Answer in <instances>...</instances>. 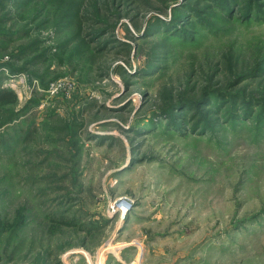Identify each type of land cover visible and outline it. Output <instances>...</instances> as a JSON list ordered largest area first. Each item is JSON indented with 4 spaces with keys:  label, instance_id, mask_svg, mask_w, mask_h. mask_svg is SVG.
Wrapping results in <instances>:
<instances>
[{
    "label": "rangeland",
    "instance_id": "374dc122",
    "mask_svg": "<svg viewBox=\"0 0 264 264\" xmlns=\"http://www.w3.org/2000/svg\"><path fill=\"white\" fill-rule=\"evenodd\" d=\"M0 86V264H264V0H0Z\"/></svg>",
    "mask_w": 264,
    "mask_h": 264
},
{
    "label": "trees",
    "instance_id": "16d2710c",
    "mask_svg": "<svg viewBox=\"0 0 264 264\" xmlns=\"http://www.w3.org/2000/svg\"><path fill=\"white\" fill-rule=\"evenodd\" d=\"M17 102H18V95L14 90L0 86V108L6 106V104L14 105ZM172 117L174 118V115Z\"/></svg>",
    "mask_w": 264,
    "mask_h": 264
},
{
    "label": "bare ground",
    "instance_id": "6f19581e",
    "mask_svg": "<svg viewBox=\"0 0 264 264\" xmlns=\"http://www.w3.org/2000/svg\"><path fill=\"white\" fill-rule=\"evenodd\" d=\"M120 203H125V201L124 202H120ZM123 213H124V210H123Z\"/></svg>",
    "mask_w": 264,
    "mask_h": 264
}]
</instances>
